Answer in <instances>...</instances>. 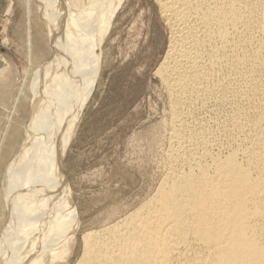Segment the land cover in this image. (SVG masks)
<instances>
[{
  "label": "bare ground",
  "instance_id": "obj_1",
  "mask_svg": "<svg viewBox=\"0 0 264 264\" xmlns=\"http://www.w3.org/2000/svg\"><path fill=\"white\" fill-rule=\"evenodd\" d=\"M154 1L169 33L155 73L168 102L160 182L124 217L84 231L75 264H264V0ZM122 3L44 0L58 49L46 67L68 60L49 79L46 71L38 80L46 67L35 76L39 91L29 134L4 174L2 189L10 190L15 217L6 230L9 242L3 233L0 264H12L10 251L22 250L18 264H69L77 229L67 200L76 210L58 141L63 125L69 128L73 99L80 102L91 88L100 28L113 12L108 28ZM67 40L71 44L64 47ZM28 181L25 196L19 186L12 189Z\"/></svg>",
  "mask_w": 264,
  "mask_h": 264
},
{
  "label": "rangeland",
  "instance_id": "obj_2",
  "mask_svg": "<svg viewBox=\"0 0 264 264\" xmlns=\"http://www.w3.org/2000/svg\"><path fill=\"white\" fill-rule=\"evenodd\" d=\"M159 12L154 0H123L107 28L113 12L108 14L87 82L91 88L80 102L73 99L69 128L63 125L65 132L58 143L66 152L61 149L62 163H58L77 215L67 200L77 229L69 264L81 255L84 231L100 230L124 217L146 201L160 182V132L168 102L155 73L167 52L169 33ZM49 13L44 0H0V243L7 232L4 242H9L6 230L15 217L10 214V190L2 189L4 174L29 134L39 81L46 71L49 79L68 60H61L55 68L46 67L58 51L50 39ZM98 21H103L101 16ZM44 67L37 81L35 76ZM59 71L62 80L69 78L65 69ZM69 102L63 103L64 108ZM40 124L44 125L43 120ZM38 130L48 137L44 129ZM28 183H15L12 189L20 187L25 196ZM23 251H10L12 264L22 259Z\"/></svg>",
  "mask_w": 264,
  "mask_h": 264
}]
</instances>
